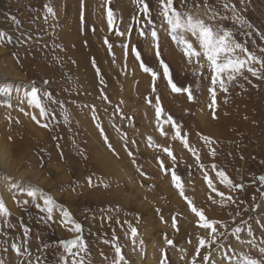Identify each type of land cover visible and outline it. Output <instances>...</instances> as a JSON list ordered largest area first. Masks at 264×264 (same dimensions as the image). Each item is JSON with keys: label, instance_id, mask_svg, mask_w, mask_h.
I'll use <instances>...</instances> for the list:
<instances>
[{"label": "rangeland", "instance_id": "rangeland-1", "mask_svg": "<svg viewBox=\"0 0 264 264\" xmlns=\"http://www.w3.org/2000/svg\"><path fill=\"white\" fill-rule=\"evenodd\" d=\"M204 2L174 0V7L211 23ZM224 3L235 5L236 12L226 11ZM144 4L148 5L147 16ZM208 4L229 18L217 19V24L232 30L238 42L264 59L260 51L264 48V0H208ZM109 9L114 14L112 28L108 25ZM159 11V0H0V31L6 33L0 41V89L8 90L7 102L13 105L0 107V151L10 166L7 169L0 163V200L11 213L12 225L0 226V264H29V260L37 264V257L41 264H63L61 258L66 253L59 241L73 239L75 234L68 231L70 225L62 223L59 209L67 210L81 225L86 264H112L113 244L121 247L124 264H161L165 256V264H190L198 237L207 234L197 226L198 218L173 186L171 172L159 166L163 161L166 169L172 167L171 158L163 152L165 147L176 159L175 171L185 195L207 218L228 226L226 235L217 241L221 247L211 264H218L224 256L231 257L224 264H237L242 255L260 258L264 186L255 178L264 175V78L245 72L247 79L238 77L228 86L227 94L217 91L214 119L207 68L198 70V65L187 62L168 35ZM237 17L242 25L233 23ZM153 25L159 58L150 37ZM117 31L124 35H116ZM141 31L149 33L146 38L141 37ZM132 49L139 52L140 60ZM161 60L178 87L191 89V101L187 93L171 91ZM141 62L158 73L155 92ZM32 86L51 94V100L44 101L50 116L41 121L47 128L30 119L37 110L18 104ZM157 97L163 110L161 119L171 115L182 126V135L187 133L195 153L172 139L171 125L165 124L166 135H160L155 117ZM4 100L0 97V104ZM21 106L30 115H24ZM124 137L129 141L127 150ZM213 149L214 157L210 154ZM197 156L217 189L233 196L235 203L221 207L220 198L204 181ZM213 164L234 184L242 185V190L224 188L215 179V171H210ZM29 186L54 198L52 220L44 219L45 213L31 203L17 205L13 194L22 200L26 197L18 194ZM210 195L217 203L209 200ZM173 216L176 228L172 227ZM129 225L137 230L134 240ZM237 226L244 229L240 240L231 235ZM25 227L28 236H24ZM165 236L173 241L172 246ZM247 240L257 247L245 243ZM21 245L30 257L16 253L13 246ZM203 254L202 249L201 257Z\"/></svg>", "mask_w": 264, "mask_h": 264}, {"label": "snow or ice", "instance_id": "snow-or-ice-1", "mask_svg": "<svg viewBox=\"0 0 264 264\" xmlns=\"http://www.w3.org/2000/svg\"><path fill=\"white\" fill-rule=\"evenodd\" d=\"M160 11L158 15L163 17V22L167 25V33L170 36L173 43L180 49L184 57L187 59L189 64L195 63L198 65V70H203L207 68V71L210 74V87L208 88V92L211 94V103L209 107L213 109V118L215 119V107H216V95L217 91L223 92L225 94L228 93V86L237 80L238 77H244V73H250L251 76L262 79L264 78V59H260L253 55L248 48L238 42L235 39L234 33L232 30L225 29L222 25L216 23L217 19L219 20H227L229 19L227 16H220L218 13L212 10L210 5L208 4V0H205L204 7L209 11L210 15L208 16V20L211 23L206 22L204 18H201L198 14H193L191 12H180L174 7V0H159ZM197 7L200 5L197 4ZM223 8L227 10H231L233 13L236 12L235 5H229L228 3L223 4ZM48 13H52V9L49 7L47 9ZM144 14L149 15L148 5L144 4L143 6ZM113 12L109 9L107 12L108 16V25L110 28L113 27ZM15 22V21H14ZM149 24H152V21L148 20ZM233 23L243 24L238 17ZM149 33L141 31L140 35L143 38H146ZM116 35L122 36L124 33L117 31ZM6 36V33L0 31V41H3ZM150 37L154 42V47L156 48V55L159 58V43H158V35L155 30V26L153 25L150 30ZM11 38L9 37V40ZM107 44V40H105ZM197 45L198 47L194 46ZM111 46H109L110 49ZM135 53V58L140 60V54L135 49H132ZM260 51L264 52V48L260 49ZM254 65H259V68ZM160 66L163 68V77L167 80V84L170 87L171 91L174 93H187V98L189 101L193 99L191 89L190 88H180L178 87L170 78L169 68L166 63L162 60L160 61ZM140 67L143 72L149 74L153 83V92H155V81L158 78V73L153 71L150 67L145 66L143 62H141ZM48 82L45 81V84ZM8 90L6 88L0 89V97H4V103L0 104V107L11 108L13 105L7 102ZM106 99V97H104ZM46 100H51V94L47 91H42L36 86H32L29 90H26L24 96L18 101L19 105H26L28 108H33L36 111L34 114H29L25 111L23 106L19 107V110L24 113V115H30V119L33 120L36 124L41 127H48V124L42 123L41 121L47 119L50 116L48 112L47 105L44 103ZM152 103V101H148ZM163 110L160 105L159 97L155 100V117L157 129L160 131V135H166L164 130V125H171L172 130L174 131V135L172 136L173 140H178L184 148L188 149L190 152L195 153V149L190 147L187 133L182 135L181 127L178 125L172 118L171 115H167L165 119H161ZM55 118L54 116L52 117ZM65 122H67V116L64 117ZM19 123V120L16 121ZM97 127L100 128V125L97 124ZM100 133L104 137V141L109 147L111 151L115 153V149L112 147L109 142L108 137L105 135L104 130L100 128ZM206 143H214L209 137H201ZM125 147L129 143L126 137L123 138ZM135 143V141H132ZM149 143H151V138H149ZM127 150V147H126ZM163 152L171 158L172 167L169 169L165 168L164 162L160 161L159 166L162 171L171 172V181L173 186L178 190L179 195L186 201L188 208L190 211L197 217V226L206 231V238L198 237V245L195 248V255L193 256L190 264H211L212 260L215 259V252L217 249L221 247V245L217 244V241L226 235L228 226L225 225L222 221L209 219L206 217L205 212L202 209H199L194 206L193 201L189 199L185 195L184 185L180 178V176L176 173V159L173 156V152L169 147L163 148ZM210 154L214 157L215 150H211ZM129 157H133V153L128 151ZM132 163L135 164V159L133 157ZM196 163L199 166L200 170L203 172V178L205 183L208 185V188L211 189L213 193H215L216 197H219V203L221 207L227 206L228 202L235 203L233 196L226 195L224 192L219 191L216 185L213 182V179L209 178L208 172L203 171L204 166L200 164L199 156L196 158ZM139 171V169H138ZM210 171H215L216 176L215 179L219 181L224 188L235 192L236 190H242L243 186L239 184H234L233 181L229 178V176L223 170H217L216 166L213 164ZM142 176L145 174L143 172L140 173ZM258 180L261 186H264V175L258 176L255 178ZM88 183L91 186L92 178H88ZM19 196L26 197L24 199H17V194H13V198L17 205L27 206L29 203L33 204L40 212L45 213L44 219L52 220L53 212L56 209V202L51 195L44 193L42 190L35 186H29L27 189L21 190L18 194ZM212 203H217V200L213 196L208 197ZM42 201V204L37 201ZM62 216V223L65 226L70 225L68 227V231L74 233L73 239L62 240L59 241V246L63 249L64 253H66L65 257H62L63 264H86V253H87V245L83 238L81 237V225L73 220L70 213L65 209H59ZM11 213L9 209L6 207L4 201L0 200V226L11 228L12 225L10 223ZM119 222V221H117ZM247 223V222H245ZM176 217L172 218V227L176 228ZM130 235L134 238L137 236V230L131 225ZM261 228L264 229V224L261 225ZM223 230V231H222ZM244 229L237 226L235 227L231 235L235 236L237 240H240V233ZM24 236H28L29 229H23ZM249 236H252V229L248 228ZM115 239V237H114ZM165 241L169 246L173 245V241L167 239L165 236ZM191 243V241H189ZM245 243L251 245L253 248H256L257 245L253 240H247ZM264 244V240L261 241ZM216 246L215 248L213 246ZM18 255L23 254L26 257H30V253L27 248L23 245L21 246H13ZM46 247V246H45ZM114 252V259L112 264H124L125 257L122 253V249L118 244L112 245ZM204 250V254L201 257V250ZM43 250V249H42ZM260 258H254L250 255H242L237 262V264H264V247L259 248ZM70 258V260H69ZM224 260H231V257L224 256V259L218 262V264H224ZM37 264H41L40 258H36ZM165 259L161 261V264H165ZM23 264V262H22ZM29 264L31 261L29 260Z\"/></svg>", "mask_w": 264, "mask_h": 264}, {"label": "bare ground", "instance_id": "bare-ground-1", "mask_svg": "<svg viewBox=\"0 0 264 264\" xmlns=\"http://www.w3.org/2000/svg\"><path fill=\"white\" fill-rule=\"evenodd\" d=\"M7 116V115H6ZM9 118V117H8ZM13 118V117H12ZM11 119V118H10ZM11 126V125H10ZM0 133H1V131H3V125H0ZM8 131V130H7ZM6 131V134L7 135H11L10 134V132H7ZM14 131V130H13ZM0 163H1V165H3L4 167H6L7 169H10V166L8 165V163H7V161H6V158H5V154L2 152V151H0Z\"/></svg>", "mask_w": 264, "mask_h": 264}]
</instances>
